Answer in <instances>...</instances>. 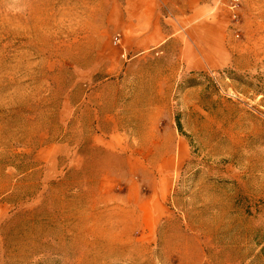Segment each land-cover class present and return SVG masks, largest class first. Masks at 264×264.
Listing matches in <instances>:
<instances>
[{"label": "rangeland", "instance_id": "1", "mask_svg": "<svg viewBox=\"0 0 264 264\" xmlns=\"http://www.w3.org/2000/svg\"><path fill=\"white\" fill-rule=\"evenodd\" d=\"M183 1L0 0V264H264V0Z\"/></svg>", "mask_w": 264, "mask_h": 264}, {"label": "crops", "instance_id": "2", "mask_svg": "<svg viewBox=\"0 0 264 264\" xmlns=\"http://www.w3.org/2000/svg\"><path fill=\"white\" fill-rule=\"evenodd\" d=\"M183 1V0H182ZM200 5H202V0H196V4H195V6H200ZM190 5L189 4H186V3H184V1H183V3H182V7H189ZM130 20H134L133 19V16H129L128 17ZM140 18V17H139ZM138 21H140V19L138 20Z\"/></svg>", "mask_w": 264, "mask_h": 264}, {"label": "bare ground", "instance_id": "3", "mask_svg": "<svg viewBox=\"0 0 264 264\" xmlns=\"http://www.w3.org/2000/svg\"><path fill=\"white\" fill-rule=\"evenodd\" d=\"M126 123H127V121H121V127H125L126 126ZM98 141L101 142V139H98Z\"/></svg>", "mask_w": 264, "mask_h": 264}, {"label": "trees", "instance_id": "4", "mask_svg": "<svg viewBox=\"0 0 264 264\" xmlns=\"http://www.w3.org/2000/svg\"><path fill=\"white\" fill-rule=\"evenodd\" d=\"M261 251L264 253V248Z\"/></svg>", "mask_w": 264, "mask_h": 264}]
</instances>
